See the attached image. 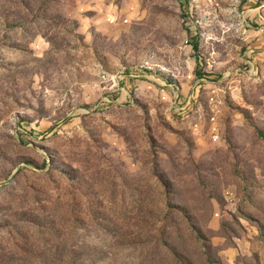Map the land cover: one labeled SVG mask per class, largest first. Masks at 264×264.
<instances>
[{
  "label": "rangeland",
  "instance_id": "1",
  "mask_svg": "<svg viewBox=\"0 0 264 264\" xmlns=\"http://www.w3.org/2000/svg\"><path fill=\"white\" fill-rule=\"evenodd\" d=\"M0 264H264V0H0Z\"/></svg>",
  "mask_w": 264,
  "mask_h": 264
}]
</instances>
